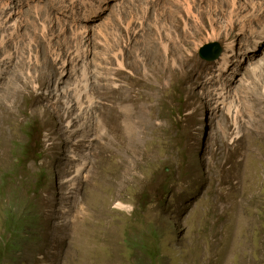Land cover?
Masks as SVG:
<instances>
[{
  "label": "rangeland",
  "instance_id": "obj_1",
  "mask_svg": "<svg viewBox=\"0 0 264 264\" xmlns=\"http://www.w3.org/2000/svg\"><path fill=\"white\" fill-rule=\"evenodd\" d=\"M262 25L264 0H0V242L31 217L2 264H264V46L235 55Z\"/></svg>",
  "mask_w": 264,
  "mask_h": 264
},
{
  "label": "trees",
  "instance_id": "obj_2",
  "mask_svg": "<svg viewBox=\"0 0 264 264\" xmlns=\"http://www.w3.org/2000/svg\"><path fill=\"white\" fill-rule=\"evenodd\" d=\"M5 217L4 225L8 238L6 240L1 239L0 242V264L7 257L14 259V257H11L12 252L16 251L18 243H21L20 234L25 232L26 221L31 218L30 216H25L24 212L17 215L13 209L5 212Z\"/></svg>",
  "mask_w": 264,
  "mask_h": 264
},
{
  "label": "bare ground",
  "instance_id": "obj_3",
  "mask_svg": "<svg viewBox=\"0 0 264 264\" xmlns=\"http://www.w3.org/2000/svg\"><path fill=\"white\" fill-rule=\"evenodd\" d=\"M179 6V5H178ZM177 7V6H176ZM257 8H258V11H259V5L257 6ZM256 8V9H257ZM9 17V16H8ZM214 17V16H213ZM18 19H19V17H17ZM213 23L215 24V23H217V20H213ZM16 25V24H15ZM3 27V26H2ZM1 27V28H2ZM191 28V27H190ZM261 46H264V25H262V28H261V36L259 37V39L258 40H256V41H254L253 42V46L251 47L252 48V51L251 52H255L254 53V55L252 54V53H248V51H245V52H243L242 54H235L236 55V57H237V59L240 57V59H242L243 61H246L247 62V64H252V63H255L256 61H255V59L256 58H254V57H256V53H258V52H260L261 50H259V48L261 47ZM227 50H229L230 52H233V49H232V47H229V49H227ZM261 53L263 54V56H264V49H263V51H261ZM257 55H259V54H257ZM224 59H225V57H224V55L221 57V61L223 62L224 61ZM239 62V61H238ZM244 64V63H243ZM242 63L240 64V62L237 64V66L241 69L243 66ZM224 65V66H223ZM223 65H221V67L223 66V69H224V67L225 66H227V65H229V62L227 61V62H225V63H223ZM258 65V64H257ZM249 66V65H248ZM259 67H261L260 65H258ZM244 67H245V65H244ZM246 68V67H245ZM229 76H231V77H233L232 76V74H230ZM227 82H228V84L229 85H233V80H232V78H228V80H227ZM226 84V83H225ZM227 87H229V86H227ZM226 87V88H227ZM232 91V90H231ZM84 92V91H83ZM227 92V91H226ZM218 93V92H217ZM80 94V93H79ZM213 96H214V98H215V101L217 100V97L215 96V94H212ZM224 94H222V96H223ZM235 96V95H234ZM219 97H221V96H219ZM77 98V97H76ZM219 99V98H218ZM217 102V101H216ZM215 102V103H216Z\"/></svg>",
  "mask_w": 264,
  "mask_h": 264
},
{
  "label": "water",
  "instance_id": "obj_4",
  "mask_svg": "<svg viewBox=\"0 0 264 264\" xmlns=\"http://www.w3.org/2000/svg\"><path fill=\"white\" fill-rule=\"evenodd\" d=\"M221 52L222 48L218 42H209L198 49V57L206 62H212L220 56Z\"/></svg>",
  "mask_w": 264,
  "mask_h": 264
}]
</instances>
